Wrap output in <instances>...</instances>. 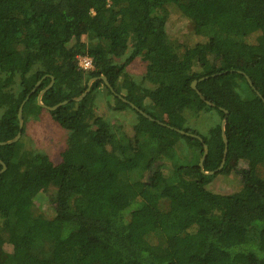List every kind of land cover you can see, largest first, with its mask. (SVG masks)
<instances>
[{
	"label": "trees",
	"instance_id": "obj_1",
	"mask_svg": "<svg viewBox=\"0 0 264 264\" xmlns=\"http://www.w3.org/2000/svg\"><path fill=\"white\" fill-rule=\"evenodd\" d=\"M170 8L187 23L181 43L166 33ZM246 46L260 53L231 64ZM31 53L46 69L28 86ZM138 55L153 88L137 86L134 135L122 133L116 149L122 128L95 115L94 99L103 87L116 110L130 109L119 80ZM80 56L91 70L78 67ZM50 84L41 103L66 102L47 112L74 141L57 168L20 138L0 145V248L10 247L0 264H264V0H0V143L19 132L21 104L20 137L29 116L46 110L37 97ZM145 98L165 104L147 110ZM209 112L225 118L226 155L244 164L236 173L245 195L204 186L203 171L234 172L209 156L198 165L209 143L187 123ZM49 187L48 218L35 199Z\"/></svg>",
	"mask_w": 264,
	"mask_h": 264
},
{
	"label": "rangeland",
	"instance_id": "obj_2",
	"mask_svg": "<svg viewBox=\"0 0 264 264\" xmlns=\"http://www.w3.org/2000/svg\"><path fill=\"white\" fill-rule=\"evenodd\" d=\"M168 18L166 23V33L168 38L171 41H176V43L182 42V37L187 33V23L182 21L174 8L168 9ZM46 38L45 33H40V39L44 40ZM85 41V38L82 39ZM244 55H239L233 53V58L230 63L237 66H243L250 61H253L256 56L260 53V48L257 46H246L244 47ZM132 48L129 45L128 50L125 55L116 60L117 65L125 63L127 58L131 55ZM30 65L28 67V72L26 75L28 86L35 84L45 72V64L39 56L34 53L30 54ZM147 62L143 60L142 55H138L130 61V63L124 68L123 75L120 77L121 84V95L127 100L130 109L126 108L124 110H116L115 100L113 95L108 93V91L100 87L95 95L94 99V111L95 115L103 118L110 126L115 129L121 127L120 132H115L116 140L114 146L118 148V142L120 140V135L123 133L126 137H131L134 135V127L138 122V112L131 105L136 107V97L140 96L142 93H139L137 86H142L148 89L153 88L152 84L145 80ZM126 79H125V78ZM15 83L13 85V91L17 93L19 90L18 87V78L15 77ZM134 84L136 87H132ZM179 100L176 106L174 107V112L180 111L182 104ZM165 104L163 100L150 101L148 98H145L143 101V107L147 110L156 109ZM4 107V106H3ZM3 107H0V115L3 111ZM145 117H148L143 113ZM158 122L161 124L166 121V114L163 110L160 109V114ZM22 120V119H21ZM23 125V123H22ZM188 126L197 129L202 135L207 137L209 145L207 146L208 152L206 157L211 159L219 158L220 164L222 163L223 153L221 145V121L214 112H209L207 114L192 115L189 119ZM24 135L20 137V143L23 150L32 151L34 153H42L47 156L53 163L54 167L57 168L58 163L61 160L60 153L68 146V144L73 143L74 134L70 133L57 124H55L47 110L41 111L37 116L30 115L27 121L25 122ZM218 130L220 133L218 134ZM179 145L181 149L176 146L175 150L177 157L180 160L185 158L186 146L183 142ZM202 157V156H201ZM222 168L226 170L233 169L234 172H231L229 175L218 174L215 172L212 174L206 175L204 180V186L218 193L224 194H247V190H244L242 187L240 177L236 172L244 168V164L237 159L236 156H227L224 159ZM221 168V169H222ZM220 170V169H217ZM260 172L264 176V167H261ZM90 180L94 179L89 176ZM53 188L49 187L48 191L45 193H39L35 199V212L36 214H42L44 217H51L52 209L54 206L50 202V196L53 193ZM10 252V247L4 245L3 248H0V258L6 256Z\"/></svg>",
	"mask_w": 264,
	"mask_h": 264
},
{
	"label": "water",
	"instance_id": "obj_3",
	"mask_svg": "<svg viewBox=\"0 0 264 264\" xmlns=\"http://www.w3.org/2000/svg\"><path fill=\"white\" fill-rule=\"evenodd\" d=\"M101 79L104 80V77H101ZM204 79H205V78H204ZM93 81H94V80H90V81L88 82V84H87L88 87L91 85V83H92ZM104 81H105V80H104ZM195 84H196V82H193V83L191 84V87L194 88ZM37 85H38V84H37ZM50 86H51V84H50L45 90H43L42 92H40V94H39L38 97H37V103H38V105L42 106L44 109H46V110H48V111L54 110V109H56V107H59V106H61L62 104H65V103H66V102H62V103H59L58 105L53 106V107H51V108H50V107H44V106L42 105V103H41V95H42V93H44V92H45ZM32 91H34V90H32ZM88 91H89V89L86 90V92H88ZM83 96H84V95L80 96V97L77 98L76 100H79V99L82 98ZM127 103H128V102H127ZM23 104H24V103H23ZM23 104H21V106L19 107V111H18L19 132L17 133L16 137H15L13 140H10V141H8V142H6V143H0V145L14 143V142H16V141L20 138L21 130H22L21 114H22V107H23ZM131 106L137 110L136 107H134L133 105H131ZM224 125H225V118H224V119L222 120V122H221V137H222V140H223V143H224V148H223V157H224V158L222 159V163L220 164V166H219L218 169H221V168H222L223 163H224V159H225L226 154H227V142H226V140H225L224 133H223ZM179 133H182V131H179ZM207 152H208V148H207V146L205 145V146H203L202 157L200 158V160H199V164H198L200 168H202L203 161H204V159H205L206 156H207ZM3 170H4V168L2 169V171H3ZM201 171H203V170H201ZM203 173H204L205 175H209V174H212L213 172H205V171H203Z\"/></svg>",
	"mask_w": 264,
	"mask_h": 264
},
{
	"label": "built area",
	"instance_id": "obj_4",
	"mask_svg": "<svg viewBox=\"0 0 264 264\" xmlns=\"http://www.w3.org/2000/svg\"><path fill=\"white\" fill-rule=\"evenodd\" d=\"M77 61H78V67L81 69V70H91L93 68V62H92V59L90 57H78L77 58Z\"/></svg>",
	"mask_w": 264,
	"mask_h": 264
}]
</instances>
